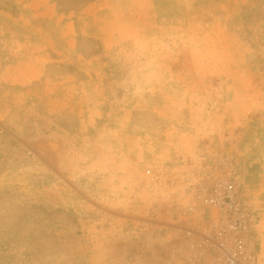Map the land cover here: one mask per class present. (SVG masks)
<instances>
[{"label":"rangeland","instance_id":"374dc122","mask_svg":"<svg viewBox=\"0 0 264 264\" xmlns=\"http://www.w3.org/2000/svg\"><path fill=\"white\" fill-rule=\"evenodd\" d=\"M44 1L0 0V264H194L216 170L264 264V0H139L107 48Z\"/></svg>","mask_w":264,"mask_h":264},{"label":"built area","instance_id":"2783aa9c","mask_svg":"<svg viewBox=\"0 0 264 264\" xmlns=\"http://www.w3.org/2000/svg\"><path fill=\"white\" fill-rule=\"evenodd\" d=\"M209 219L201 220L192 242L189 262L194 264H255L256 210L232 173L216 170L202 198ZM195 207L189 213H195Z\"/></svg>","mask_w":264,"mask_h":264},{"label":"crops","instance_id":"0c3cea01","mask_svg":"<svg viewBox=\"0 0 264 264\" xmlns=\"http://www.w3.org/2000/svg\"><path fill=\"white\" fill-rule=\"evenodd\" d=\"M44 10L40 13V17L53 16L52 5L49 0L44 1ZM141 1H134L133 4H129L128 0H93L88 6L90 10V18L85 21V24L89 22L95 26V32L92 33L96 39L101 40L104 43L105 48L113 41H125L132 38L138 33V20L141 19ZM31 6V5H30ZM118 14L117 20L115 15ZM65 16V15H64ZM39 18V17H38ZM63 16H58V22H60ZM62 19L64 27H68V36L71 34V27L75 25V20L70 16L69 20ZM67 36V35H66ZM71 41V38L70 40ZM256 235L258 234L256 232ZM259 255V254H258Z\"/></svg>","mask_w":264,"mask_h":264}]
</instances>
